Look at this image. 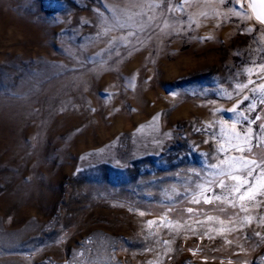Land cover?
<instances>
[{"label":"rangeland","instance_id":"obj_1","mask_svg":"<svg viewBox=\"0 0 264 264\" xmlns=\"http://www.w3.org/2000/svg\"><path fill=\"white\" fill-rule=\"evenodd\" d=\"M152 2L0 0V264H264V198L228 232L206 217L227 225L239 209L178 195L232 148L236 114L221 110L242 98L235 83H264L250 63L264 32H249L261 26L248 0L251 19L228 0H188L152 10L138 37L105 27Z\"/></svg>","mask_w":264,"mask_h":264},{"label":"snow or ice","instance_id":"obj_2","mask_svg":"<svg viewBox=\"0 0 264 264\" xmlns=\"http://www.w3.org/2000/svg\"><path fill=\"white\" fill-rule=\"evenodd\" d=\"M188 0H177V4L173 6L171 0H161L160 3H155L154 0L152 3H148V11H137L136 13L129 15L126 9H116L115 12L122 13L123 15H113L111 25H105L110 30L119 29L126 30L127 35L130 37H138L140 35L139 28H143L145 24L151 26L153 17L149 15L150 12L154 9H160L162 12L172 13L177 9L184 12V5ZM197 3L200 0H196ZM205 2L210 3L211 0H205ZM220 3H225V0H219ZM229 3H234L236 5H241V0H228ZM248 6L251 9V12L255 14V21L261 26L260 29H249V32L262 31L264 32V0H248ZM107 7V6H105ZM109 11H113L109 9ZM240 14L235 17V19H251L247 11L243 9L241 5L240 9H234ZM207 13H204V16L207 17ZM187 17H185L186 19ZM215 16V10H213V17ZM163 19V17L161 18ZM173 19H175L173 17ZM135 20L138 25V30L133 31L131 27V21ZM159 27V25H157ZM107 33H100L99 35H106ZM123 43V41H120ZM111 44L117 43L115 40L110 41ZM254 67H259L260 72L256 73L260 79L264 80V54L259 62L251 61L250 62ZM252 68L248 69V72L251 73ZM239 73L237 74V79L239 78ZM252 85V87H250ZM234 89L237 96L242 98L237 101V103L227 110L230 113H235L233 117V122L231 123L228 131L230 133L229 140L232 144L231 149H226L223 144L217 150L221 153V156L217 163L211 164L209 167L213 170V175H210L206 180L200 183H194L191 185L190 189H186L184 193L179 194L183 199L187 200L192 204H208L213 205L218 208L220 212H226L227 207L232 209H239L238 212H234L233 215L227 216V225L225 220H222L219 216H207L206 219L210 222H215L219 226L221 231L233 232L240 230L242 228H237L236 225H242L244 227L250 226L251 220L247 215H241V213L247 212L246 204L253 206L258 204L257 197L264 198V119H262L259 112L255 116L252 115L256 111L258 104L264 105V83L259 85V90L257 89L255 82L251 79H248L247 82H237L234 85ZM245 90L252 93V96L245 94ZM227 99L232 100L234 97L229 94ZM244 101H248V104L244 106L243 109L237 111L239 105ZM264 111V108L261 109ZM259 122V123H257ZM219 124L220 122H216ZM237 124L241 126V131H237ZM256 125L254 128L253 126ZM208 128H212V125H208ZM207 129H204L206 131ZM197 131H202L197 129ZM221 134V139H224L223 132L224 129L221 127L216 129ZM215 131L213 135H215ZM208 141H205L207 143ZM232 152H238L240 155H231ZM219 190L218 192L216 190ZM172 208H169L168 211H172ZM199 210H194L189 207L183 212H186L191 216ZM183 212L181 216L175 221L178 226L183 218ZM140 215L143 216L144 212L141 211ZM168 212L164 213V216L167 217ZM158 223L155 221H149V224ZM173 221L165 220L162 226L167 227L171 225ZM203 227L202 222L197 221ZM158 226H161L158 224ZM190 227V226H189ZM204 235H208V232L205 231ZM255 236L259 239L264 240V236L260 232H256ZM211 238V236H209ZM245 239H251V237L245 236ZM154 242H159L157 239ZM232 243V241H227ZM167 244V241L163 242ZM195 252L196 250H192Z\"/></svg>","mask_w":264,"mask_h":264}]
</instances>
